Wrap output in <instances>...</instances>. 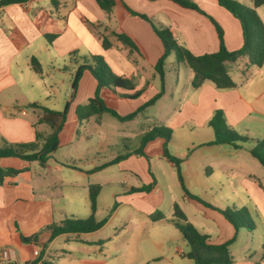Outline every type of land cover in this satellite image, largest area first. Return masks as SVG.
<instances>
[{"label":"crops","instance_id":"1","mask_svg":"<svg viewBox=\"0 0 264 264\" xmlns=\"http://www.w3.org/2000/svg\"><path fill=\"white\" fill-rule=\"evenodd\" d=\"M57 1V4H53L51 0H32L26 4H11L0 8L2 145L4 140L10 143L33 142L37 132L47 134L50 131L46 124L38 123L40 109L30 108L29 105L38 102L52 110L64 109L67 100L62 101V109L56 107L60 106L57 91L60 90L59 79L64 83L70 77L66 93L68 96L73 74L89 55L103 56L113 72L130 78L137 90L148 83L145 92L135 99L125 97L134 91L101 89L100 94L106 105L121 116L136 112L156 96L159 89L156 86L155 65L164 55L165 49L153 25L133 15L131 10L146 15L157 27H169L178 42L196 55L219 49L218 34L211 20L171 0H115V7L109 14L95 0ZM194 1L220 23L224 30L225 46L229 51L243 46L242 26L235 16L217 0ZM83 18L109 29L104 33L114 47L104 49L85 26ZM261 18L264 22V18ZM110 30L127 35L136 45L137 51L131 52L129 47L111 35ZM50 35L56 37L49 41L47 36ZM171 56L175 59L173 54ZM34 57L42 65V75L32 69L31 60ZM175 62H167L171 66L168 73L165 66L164 95L127 121H120L109 112L82 120L78 117L77 108L86 105L95 96L98 87L93 74L85 70L78 89L71 94L67 120L60 133V145L53 157L45 165L17 157L0 159L2 168L25 170L15 177L6 178L0 185V264H32L40 258L45 245L44 258L53 259L57 264H108L107 260L97 256V252L102 254L104 248L122 238L132 224V235L126 245L118 249L120 256L126 258V264H152L160 258L166 264H196L185 256L189 252L184 248L188 243L174 223L175 203L180 205L188 221L195 227L197 225L191 222L188 208L197 216L199 214L204 217L206 224L202 223L200 229L196 228L207 234L212 244L224 243L236 234L239 235L240 230L237 233L234 225L219 211L187 196L183 186L192 195L199 197L192 193L189 185L193 188L199 186L205 192L230 191L229 198V193L223 195L227 202L225 206L232 200H238L240 205L234 202V207L253 208L259 213V222L264 225V167L250 153L254 141L248 142L249 146L244 143L238 149L230 145H206L215 137L209 121L217 110L224 111L228 124L239 133L250 135L253 140L264 137V129L252 134L253 121H250L252 116L255 120L264 116V90H246L243 93L240 87L242 84L247 85L250 78L247 77L241 83L235 79V74L247 76L255 66H249L246 59L228 64L237 83L234 89L221 90L211 83L194 89L192 70L177 63L176 59ZM155 126L173 130V136L166 147L171 155L181 159V177L177 165L164 155L166 141L162 137L146 143L142 154L137 153L142 148V141L137 147L128 149L125 155L116 151L110 153L117 142L142 140ZM177 130H182L183 134L188 130L193 139L187 141L176 154L173 153L172 143ZM81 131L86 132L85 138L91 142L89 155L61 152L63 145L73 146L81 142ZM121 156L126 158L111 164V161ZM154 159L167 161V166L163 168L161 162L153 164ZM53 163L58 170L67 168L80 176L51 185L46 182L43 170L52 169ZM116 165L121 168L119 172L134 176L132 179L126 176L125 180H130V183L110 178L108 171ZM111 184L114 189V206L102 228L90 233H64L51 239L50 227L54 223L70 217L85 219L91 215V185L101 186L97 198L99 209L100 194L105 186ZM148 186L152 187L143 191ZM177 188L182 191L180 201L172 194ZM166 193L171 196V200L164 212L161 208L165 204ZM124 205L128 206V210L122 215L120 209ZM98 209L95 216L98 215ZM161 213L164 217L159 219ZM115 218L120 220L119 229H114L109 237H98L99 231L110 225ZM197 219L201 220L200 217ZM208 221H213L216 227ZM158 223H167L173 229L169 228L166 233L158 235L157 231L153 232L154 225ZM35 234L38 236L36 243H25L21 239V236ZM249 237L248 233L246 238ZM143 240L149 242L151 249L158 253L146 257V250L140 247ZM260 246L261 251L260 248L253 250L249 244L245 245L240 260L236 259L230 247L234 264H264L262 240ZM35 251L39 252L38 256Z\"/></svg>","mask_w":264,"mask_h":264},{"label":"trees","instance_id":"2","mask_svg":"<svg viewBox=\"0 0 264 264\" xmlns=\"http://www.w3.org/2000/svg\"><path fill=\"white\" fill-rule=\"evenodd\" d=\"M32 0H0V8L11 4H26ZM97 4L106 13H111L115 7V0H95ZM183 8L192 9L199 12L202 15L207 16L216 28L219 49L215 52L196 55L192 53L186 46L180 44L177 38L174 36L172 30L169 27L155 26L151 19L144 14L137 13L131 10L133 15L140 16L153 25L155 33L161 39L165 52L164 55L158 60L155 65V72L161 78V87L159 92L146 104H144L139 110L131 113L127 116H121L115 109L106 105L104 99L101 97V89L109 88L112 90L123 89L126 91H134L131 94L125 95V97L135 99L142 95L148 87V83L140 89L135 88L134 82L125 76L117 75L113 72L109 64L101 55H89L85 57V62L80 64L76 69L71 79V87L76 92L80 79L85 70H89L98 82V87L95 96L89 100L86 105L79 106L77 108V115L82 119H87L93 115L102 114L105 112L111 113L115 118L120 121H127L135 118L138 113L144 110L146 107L155 104L165 93V64L170 55H174L177 63H182L190 68L194 74L192 86L194 89H199L205 83H211L216 88L221 90L234 89L237 87V83L233 79L231 72L229 71L228 64L235 63L239 60L246 59L249 66H255L258 68L264 65V22L256 12L258 7L264 5V0H253V6H248L237 0H218L219 4L226 8L232 15H234L241 23L243 30V46L235 51H229L225 46L224 32L219 23L205 11H203L194 0H171ZM53 4H57V0H51ZM85 26L93 34V36L101 42L104 49L113 48L114 45L110 42L109 38L105 35V31H109L107 28H102L101 24L90 21L87 18L82 19ZM112 36L116 37L124 45L130 48L131 52L137 51L136 45L125 34H119L113 30H110ZM55 35L47 36L50 41L55 38ZM76 53L74 52L73 55ZM31 66L33 71L38 74H43V68L40 61L37 58H32ZM69 102L66 103L63 110H52L41 106L38 102L31 103L30 108H39L40 117L38 123L46 124L50 131L47 134H41L37 132L36 140L27 143H10L4 140L3 145L0 147V159L6 157H17L23 160L33 162L38 161L41 165H45L53 154L57 151L60 145V133L62 132L69 111ZM209 126L214 131V140L208 142L206 145H230L235 149H238L244 143L253 142L254 146L251 148V155L257 159L264 167V137L253 140L247 135H243L231 127L226 119L225 113L222 110H217L211 120ZM173 136V130L165 126H155L152 130L148 131L142 139V148L137 153L142 154L143 147L149 141L162 137L166 143L164 146L165 157L174 162L178 168V175L181 177L180 164L181 159L171 155L168 152L166 144L171 140ZM126 156H121L111 161L117 163ZM24 169L14 168H2L0 167V185H2L6 178L15 177L23 173ZM152 186H148V191ZM183 189L187 196L197 200L203 205L215 209L222 213L224 217L231 222L236 232L246 227L250 231L255 230V223L252 219L251 213L247 208H227L222 210L212 204L200 199L197 196L192 195L184 186ZM101 191L100 185H91L89 187V199L91 215L86 219L77 218H65L64 220L54 223L50 229L52 232L51 239H54L60 234H78V233H90L102 228L108 218L103 220L96 219V212L98 209L97 198ZM163 214H159L158 218L162 219ZM173 217L175 226L181 231L183 238L188 243L190 250L185 255L189 259L195 261L196 264H234V259L230 251L231 245L235 242L237 234L230 240L221 244H212L209 241V236L198 230L192 223H190L178 203L173 206ZM21 239L25 243H36L38 236H21ZM39 255L40 258L33 262L36 264H57L53 259L44 258V249ZM261 264V263H258Z\"/></svg>","mask_w":264,"mask_h":264},{"label":"rangeland","instance_id":"3","mask_svg":"<svg viewBox=\"0 0 264 264\" xmlns=\"http://www.w3.org/2000/svg\"><path fill=\"white\" fill-rule=\"evenodd\" d=\"M237 1L244 3L248 6H253V0H237ZM199 7L201 8L200 5H199ZM256 12L258 13L259 16L261 15L264 18V5H262L261 7H258L256 9ZM261 16H260V18H261ZM219 25H220V23H219ZM224 40H225V38H224ZM171 60H172V62H175V59L172 56L167 59V62L171 61ZM106 62H107V60H106ZM167 62L165 64V66L167 68L166 73H168L170 68H171V66L168 65ZM174 64H176V62ZM156 77H157L156 78V86L160 90L161 78L157 74H156ZM247 77L250 78L249 83H247V85L242 84L240 87V89L243 93H246V90H253V91L264 90V67L263 68L254 67L253 70L247 76H243L242 74H235V79L237 80L238 83L245 81V79ZM69 79H70V77H67V80L64 83L62 82V79H59L60 90H57V91L59 92L58 98L60 101L59 102L60 106H56L57 108L59 107L58 109H62L61 108V105H63L62 101L66 102V100H67L68 102H70V97H68L66 95V93L68 92V83H69L68 81H69ZM181 84H182V81H181ZM174 87H175V85H174ZM258 118H259V120H255L256 118L252 116V119L250 120V121H253L251 124L253 127L252 134L260 133L261 131L259 129H264V116H259ZM48 129H49V127H48ZM81 137H82L81 142L75 143L73 146L63 145L61 147L60 151L61 152H74V153L80 152V153L89 155V153L91 151L89 144H91V142H88L86 140V138H85L86 132L85 131H81ZM192 137H193V135H191V133H189L188 130L184 134H183L182 130H177L176 136H174V140L172 143L173 153L176 152V154H177L179 151H181L183 149V146L187 143V141L193 139ZM141 141L142 140L139 139V140H123V141L117 142L116 146H112L113 148H111L110 153H112L113 151H116V153L121 152V154L125 155V153H127L128 149L131 150V149L137 147V145H139ZM1 146H2V144H0V147ZM246 146H249V143L246 144ZM243 151L246 152L245 149H243ZM246 153H248V152H246ZM157 162L158 163L161 162V166L163 168H164V166H167V161H165V160H159V159L152 160L153 164H155ZM256 162L258 163V161H256ZM158 167H160V166H158ZM110 168L111 169L108 172L111 174L110 178L112 180H115V181L119 180L122 182L125 181L126 183H130V180H125L126 176H128L129 179L134 178V176H132V174H130V173L126 174L124 172H119L121 168L118 165L111 166ZM43 172H44V175L46 177V182L51 184V185H53V184H55L61 180H64V179H69V178H73L75 176H80L79 173H75L74 171L67 169V168H64L62 170H58L57 167L54 165V163L52 164V169L48 168V169L43 170ZM111 186H112V184L110 186H105L104 189L102 190L101 194H100L98 215L96 216L97 219L101 220V219L109 218V216L112 214V209L114 206V203H113L114 202V200H113V190L114 189ZM189 187H190V190L192 191L193 194L198 195L201 199H204V200L210 202L211 204H213L214 206H216L222 210H225L227 208H233L234 207L233 204H235V203L237 205H240V202L238 200H235V201L232 200V202L230 204H228V206H225V205H227V202H226L225 197H223V195L225 193H229V195L227 197V198H229L231 196L230 191L223 190V192H218V193H216L215 191L214 192L213 191L205 192L204 190H201L199 188V186H196V188H193V186L189 185ZM172 194H173V197H176V199H178L177 201H180L179 197H181V195H182V191L180 189L177 188V191H176V189H174ZM170 200H171V196L168 193H166L165 204L161 208L162 211H164V212L167 211V207L169 205ZM54 201L56 202L57 200H54ZM61 203L63 204L64 201H62ZM57 205H58V202H57ZM67 207H70V206H67ZM235 207L238 208L237 206H235ZM248 209H249L251 216H252V219L255 223V230L250 231L246 227H242L240 229L239 235L237 234V238H236L235 242L231 245V251L236 256V259H238V260H240L242 257L241 256L242 248L245 245L249 244L250 247L253 248V250L260 248V251L262 249V247L260 246V240H262V243L264 245V230H263L264 225L262 226L261 223L259 222V217H258L259 213H256L253 208H251V209L248 208ZM127 210H128L127 205L122 206L120 209V214L124 215ZM187 211H188L191 222L196 224L197 228L202 227V223H205V221H206L204 219V217H202V215H199V214L197 216V214H195L191 208H188ZM198 217H200L201 220H198L197 219ZM212 222L213 221H208V223H210V224H213ZM133 226H134V224L130 225L128 232L125 233V235L122 238H120L118 241H116L115 243H112L110 245H107L104 248L102 254H100V252H97V256L100 259L107 260L108 264H126V258L120 256L118 249L126 245L127 239L132 235ZM156 226H158V227H156ZM212 226L216 227L214 224ZM119 227H120V220L115 218L114 221H112V223L110 225L106 226L101 231H99L98 237H109L114 232V229H119ZM169 228L173 229L172 225H168L167 223H158V225L157 224L154 225L153 232L157 231L158 235H161V234L166 233L169 230ZM247 232L250 235L249 238H246V236L248 234ZM182 237H183V235H182ZM140 247H142V249L144 251L146 250L145 254H144V255H146V257H152L158 253L156 250L151 249L152 246L147 241L143 240L140 244ZM184 248L186 250H190V247L188 244ZM143 257H145V256H143ZM156 257H161V256H156ZM141 259L143 260L144 258H141ZM152 264H166V261L162 260L160 258L159 261H155Z\"/></svg>","mask_w":264,"mask_h":264},{"label":"built area","instance_id":"4","mask_svg":"<svg viewBox=\"0 0 264 264\" xmlns=\"http://www.w3.org/2000/svg\"><path fill=\"white\" fill-rule=\"evenodd\" d=\"M73 92H74V90L72 89V87H70L68 97H71V94H72ZM34 253H35L36 256L39 255V252H38V251H35Z\"/></svg>","mask_w":264,"mask_h":264}]
</instances>
